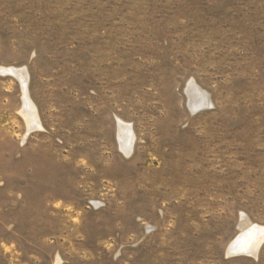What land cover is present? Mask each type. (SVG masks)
<instances>
[{
	"label": "rangeland",
	"instance_id": "374dc122",
	"mask_svg": "<svg viewBox=\"0 0 264 264\" xmlns=\"http://www.w3.org/2000/svg\"><path fill=\"white\" fill-rule=\"evenodd\" d=\"M252 225L264 0H0V264H264Z\"/></svg>",
	"mask_w": 264,
	"mask_h": 264
},
{
	"label": "bare ground",
	"instance_id": "6f19581e",
	"mask_svg": "<svg viewBox=\"0 0 264 264\" xmlns=\"http://www.w3.org/2000/svg\"><path fill=\"white\" fill-rule=\"evenodd\" d=\"M6 71L12 72L17 75L24 86V114L26 115L30 127H38L40 121L38 119L37 109L28 95L27 83L28 74L25 69L8 68ZM14 76V75H13ZM17 77V78H18ZM192 86V99L191 104L194 110L203 108L210 104L207 93L203 92L196 84L190 83ZM190 88V86H189ZM191 107V106H190ZM120 138L122 146L126 153H130L133 149L134 134L129 125L120 122ZM264 242V226L252 225L245 231L240 233L230 244V253H247L256 255L260 246ZM234 255V254H233Z\"/></svg>",
	"mask_w": 264,
	"mask_h": 264
}]
</instances>
